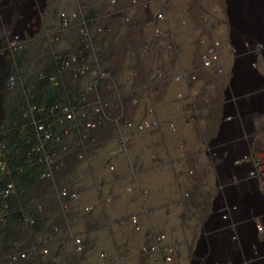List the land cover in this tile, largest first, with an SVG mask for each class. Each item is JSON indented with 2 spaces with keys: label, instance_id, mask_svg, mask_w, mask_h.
<instances>
[{
  "label": "bare ground",
  "instance_id": "6f19581e",
  "mask_svg": "<svg viewBox=\"0 0 264 264\" xmlns=\"http://www.w3.org/2000/svg\"><path fill=\"white\" fill-rule=\"evenodd\" d=\"M11 3L13 4L12 9L14 12L23 14L19 0H11ZM237 5V22L239 23L244 17L242 13V8L244 7H246L245 10L248 13L251 12L253 14L257 23L264 15V0H237ZM29 13H31L30 7L27 8V15ZM133 27L129 26L127 29L120 27L121 30L118 28L115 31L126 40L125 49L130 50V48L134 47L133 41L136 35L138 37L140 35L139 27ZM134 35L135 37L133 38ZM66 46H69V43ZM70 51L72 52V50ZM126 53L130 54L123 55V59L116 57L119 55L116 53L117 55L112 57V59L116 58L115 65L112 64L114 67H110L113 72L116 70L119 72L120 76H118V79H120V84L125 90L122 93H126L124 96L135 93L134 101L129 102L127 99L129 97L124 99L125 102L123 104L125 105L126 114L131 116L135 114L137 116L148 105L152 104L156 109L157 115L160 114L159 112L163 116L169 115L167 114V109H176L175 104L181 101L178 95L176 96V92H178L177 83L179 82L168 80L167 78L169 77L162 68L163 61L172 63L173 59H164L159 55L156 58H151L150 56V58H147L148 56L146 57L143 54L141 56L136 55V52ZM148 54L150 55V53ZM200 74L196 81L188 84L193 85L196 82L203 81L205 77L210 82L213 78L208 72H201ZM202 74H206V76L203 75L202 77ZM0 78L2 84L0 92L1 88L3 92L6 90L4 87L5 72H2ZM80 78L87 79L85 84H88L91 79L88 76ZM80 78L73 79L63 76L62 79L65 81L69 80L84 90L86 85L83 82L84 80L82 81ZM202 78L204 79L202 80ZM237 78L238 75L234 73L230 81L234 82ZM189 85H185V89L189 90L191 88V86L189 88ZM229 88L230 86L224 87L225 93L227 91L228 94ZM108 92L104 93V97L108 101L110 108L117 110L121 106L118 105L119 99H115L114 95L109 94L112 91ZM195 94L196 92H192L189 95L190 99L191 97L196 99ZM2 98L0 97V106H2ZM234 99L230 95L227 96V105L231 103L229 111H226L227 106L223 107L225 109L218 120L209 118L215 112L216 97L203 101L204 104L199 106L203 109L205 108L206 116L204 118L205 121L201 122L204 125L201 126L202 130L200 132H198V125L195 124L193 127L197 128H193L194 134L189 133L191 130L188 131L184 128L182 122L179 123L178 134L174 135L170 130L171 133L167 134L168 137H161L158 134L159 132L152 135H147V132H144L146 135H144L142 143L138 144L139 147L137 149L133 145V152L130 149L129 155L114 154L116 155L114 157H111L112 154L108 155V158L109 156L111 157L110 161L113 163V168H110L107 163L103 165L93 164V159L103 158L102 152L105 150L102 149H112L115 143L114 135L111 136L108 132V126L110 125H105L103 129H99L97 143L90 147L87 152L91 155L89 159L91 161L89 164L91 165L86 166L87 163L83 166L82 163L84 162H76L65 172L61 173V176L58 174L59 185L75 189L78 191V197L75 199L70 197L61 198L58 196V192H55V201L52 200L53 206H49L47 212L53 219L55 215L57 216L58 211L64 214V218L60 219V224L54 223V226H57V230H54V226L52 228L50 226L48 234L43 228L44 223H40L39 230L33 229L32 231L22 225V233L21 230L18 233V236H21V244L24 245L26 250L32 252V249L36 250L38 244L47 243L52 249L51 253L53 254L56 250L58 256L53 264H121L119 261L121 255L125 256L124 264H152L150 258L142 255L141 246L150 241L154 234L163 232L165 234L164 242L174 243L176 247L172 260L165 264H248V253L245 254L244 258L235 260L233 250L238 247V242L241 240L242 228L249 227L251 235L247 237V240L244 238L243 245L245 244V250H248L251 255L250 241L256 234L254 218L260 213V211L258 212L254 209L258 205L261 208L263 207L264 182L260 184L257 178L249 177L247 175L248 169L245 173V179L251 185L241 184V175L237 172L240 165H237L234 161L247 155L242 153L244 144L241 135L243 133L241 123L237 117V110L233 106ZM193 103L196 104L197 102L193 101ZM139 104L142 105V110ZM199 110L197 108V111ZM228 113L233 117L230 118ZM171 114L174 116L173 114L175 113ZM163 116L161 117L165 119ZM176 116H178V113ZM131 140L132 137L130 138ZM161 141L166 143L168 141L170 144L161 146ZM215 142L218 143L217 146H214ZM212 146H214L213 151ZM110 153L111 150L108 154ZM156 157L158 161L153 163L152 158ZM211 157L217 159L213 165L209 161ZM184 158L183 162L182 159ZM196 162L197 166L195 167ZM182 164H185L186 167H179L185 166ZM192 165H194V168L188 173L187 170L192 169L189 168ZM162 170L163 172L160 173ZM208 174L209 178H207ZM212 174L218 176V181L215 182L219 184L218 189L213 193L210 180V175ZM74 179L75 185H66L68 182L74 181ZM129 186L132 189H129ZM186 187L193 188L191 190V192L194 190L193 196L191 195L192 197L185 199V201H180V195L184 196L185 190L190 191ZM252 198H256V201ZM61 200L65 204L64 208L61 206ZM48 202L50 203L51 201L49 200ZM88 205L91 208L86 210L85 207ZM242 206H246L250 210L248 214L234 217L233 211L238 210L237 207L241 209ZM130 213H137L140 223L139 230L134 229L129 219ZM69 233H77L82 236L85 245L82 252H75L69 245L66 239ZM233 235H236L235 238Z\"/></svg>",
  "mask_w": 264,
  "mask_h": 264
},
{
  "label": "rangeland",
  "instance_id": "374dc122",
  "mask_svg": "<svg viewBox=\"0 0 264 264\" xmlns=\"http://www.w3.org/2000/svg\"><path fill=\"white\" fill-rule=\"evenodd\" d=\"M34 1L35 3L33 6L36 7L37 12L32 21L33 23L29 27L30 31L28 30L24 31L21 39L19 40V42L16 43L15 47L9 50L4 56V58L7 60V69H4V71L5 70H6L5 72L9 71L12 75H14V78L15 80H17L18 84L16 85L15 83L16 86L14 85L13 88L6 89L1 93L0 97L1 98L4 97V98H2V103H1L2 106H0L1 108L0 117L4 116L5 118L6 116L9 115V113L12 112L15 113V107H17L18 99L20 100V93L23 90H25V87L27 85L31 83L29 80L30 78H33L35 74H38L43 69L48 68L47 65L49 64V59L52 55H55L57 53L69 55V54H73L76 50V52H79V54L82 55V59H85V61H87L88 63L96 64L97 67H99L100 69L105 68L108 71H110V73H112L110 78L106 79L108 84L105 83L104 85L107 86L108 88L107 91L109 92L112 91L111 93L108 92L109 94H111L112 96L114 95L113 97H115V99L117 98L119 99L118 105H121V107L123 108L122 109L123 110L122 112H124L123 114H125L129 118H132V120H134V118L136 117L134 121H137L142 117H144L143 115H145L147 112L150 111L154 116L156 115L161 121L160 124L156 127H149L147 129H142V130L138 129L135 131L133 130L130 131L129 129L124 127V131H128V137L130 138L132 137L131 141L130 138H128V141L126 140L127 141L126 143L127 145H129V148H127L125 152L124 151L121 152L120 150H118V146L116 144L118 142L117 138L113 137L115 143L112 149L110 148L102 149L106 151V152L105 151L102 152L103 160L95 158L93 159L94 161L93 164L97 163L98 165H103L107 163L110 166L113 164L110 161L111 157L116 156L114 154L129 155L130 149L131 152H133V145L137 149V147H139L138 144L142 143V140L144 138V135H146L145 134L146 132L147 135L150 134L152 135L153 133L159 132L158 134L161 137L163 136L168 137L167 134L171 132L175 135L178 134L180 122H182V126L186 128L188 131L191 130L189 133L194 134V129L197 128V127H193L195 124L198 125V132H200L202 130L201 126L204 125V123L201 122L205 121L204 118L206 116L205 115L206 111L205 108L203 109L199 105L204 104L203 101H207L213 99V97H216L217 101H215L216 103L214 104L216 109L215 112H213V116L209 114L210 115L209 118L211 117L210 118L211 120L214 119L218 120L219 117L222 116L223 110L225 109L223 107L227 106L226 111H229V105L231 103L227 105L226 99L227 96L230 95L231 97L235 98L233 100V106L237 110V117L239 122L241 123V129L243 133V135L241 136L244 144L242 153L247 155L245 158H241V157L238 158V160L240 161L242 160L241 161L242 164L238 166L239 169H237V172L239 173V175H241V180H242L241 184L251 185L250 182L245 179V173L248 169L254 171L252 178L259 177L256 174L257 170H259L258 172L261 173L260 176H262L261 178L264 181V15H262V19L257 23L256 19H254L253 14H251V12L248 13V11L245 10L246 7H244L242 8V13L244 17H242L240 23L237 22L238 19L237 0H143L146 1L147 3L146 11H138L137 8L134 9L128 7V9L126 8L127 9L126 16L128 19L124 20L122 16V12L121 15L119 14L117 16V14H114L113 11H115L119 6L120 7L130 6L129 0H114V1L113 0H34ZM75 11H77V17L75 19L70 17L71 20L69 21L68 25L65 28H62L61 13L65 12L71 15V13H74ZM158 13L162 14L160 23H157L156 21L157 19L156 14ZM160 24L162 28L160 30V33L156 34L155 28H157L158 27L157 25ZM129 26L131 28L133 26H134L133 28L139 27L140 29L139 37L136 35V38L133 41L135 46L130 48V50L124 48V46L126 45L125 44L126 40L124 39V37L123 38L120 37L118 33L115 32L116 30H118V28L120 30L123 27L127 29V27L129 28ZM97 28H101L102 31L100 35L95 36L93 35V30ZM82 30L87 32L86 36L82 34L81 32ZM134 37L135 35L133 36V38ZM69 40L72 42H70ZM212 40L219 42L218 55L220 56V69L218 71L211 72L209 74L212 75L213 80L211 79L209 82L207 81L208 78L205 77V80H203L204 78H202L203 81H199L201 84L199 82H196L193 85H189L184 77L181 80L178 81L175 80L174 77L179 73H182L184 70L187 69H193L194 65L197 64L198 62L200 52ZM68 43L69 46H66L68 45ZM87 45L90 47H88ZM248 46H250L252 52L250 51V49L247 48ZM93 47L95 48L94 51H93L94 49ZM112 48L113 50H111ZM70 50H72V52ZM115 52L119 55H117ZM124 52L125 53L136 52V55L138 54L139 56H141V54H143L146 57L148 56L147 58L150 57L156 58L159 55L164 59H168V58L169 60L173 59L172 63L174 65L170 62L166 63V61L165 62L163 61L162 68L165 70V73H167V76L169 77L167 78L168 80L171 79L174 82H179L177 83L178 92H176L177 93L176 96L178 95L179 100L181 101L175 104L176 109H167L168 112L167 114H169L166 115L167 119L166 116H163V114H161V112H159L161 115L160 114L157 115L156 109L155 107H153L152 104H150L151 106L148 105L145 109L143 108L144 110L141 109L142 105L139 104L140 109L142 111L137 116L135 114H133V116L126 114V111L124 110L125 105L123 104L125 102L124 99L129 97L127 98L129 102L134 101L135 93H133L132 95L124 96L126 95V93L124 94L122 93L125 90L120 84L121 83L120 79H118V76H120L119 72L117 70L113 72L112 69H110V67L115 65L116 58L112 59L113 56L115 57L117 55L116 57H120L121 59H123L125 55L130 54V53L125 54ZM148 53H150V55ZM111 59L114 61V63ZM174 59L177 62L176 63L177 65L175 64ZM234 73L238 75V78L237 80L235 79V81L232 82L230 80L234 75ZM203 75L204 74H202V77ZM204 76H206V74ZM81 80L82 81L84 80L83 81L84 84L87 83V79L82 78ZM98 81L100 82L103 80L102 79L98 80L97 77L91 78L89 83L85 84L86 89L92 87L93 84L95 85V83ZM99 82L96 83L98 84V86H99ZM187 84L189 85V88L191 86L189 90L185 89L186 86H188ZM117 86H119L120 88ZM227 86L228 87L230 86L228 94L227 91L225 93V89H224V87ZM192 92H196L195 94V96L197 97L196 99L192 97L190 99L189 95ZM89 93L90 92H88V90L85 92L87 98L89 96L88 95ZM193 101H196L197 103L195 104L193 103ZM197 108L198 110L199 109L200 110L197 111ZM111 111L113 110L111 109ZM176 111L178 113V116H176L177 115ZM171 113H175L176 115L173 114L174 116H172ZM90 114L93 116L92 111H90ZM161 116L165 117V119H163ZM228 116L230 118L233 117L232 115H230V113H228ZM254 116L256 122L252 124V117ZM171 117L174 119H172ZM178 120L180 121L177 122ZM1 124L2 123L0 121V126ZM105 125L106 123H103L100 128L103 129ZM107 126L109 127L108 132L112 136L116 128H114V126L110 122H107ZM189 127H191L192 129ZM120 128L123 130L122 127ZM97 132L98 131H96V133ZM160 144L161 146L163 144L169 145L170 142L168 143L167 141L166 143L161 141ZM180 145L182 144L180 143ZM217 145L218 143L215 142L214 146ZM214 146H212V151L214 150ZM110 150L111 153L108 154ZM111 154L112 156L111 157L109 156L108 158V155ZM90 157L91 155L87 153L86 158H83L81 160V162H84L82 163L83 166L87 163L88 164L86 166L91 165L89 164L91 162L89 160ZM152 160L153 163L158 161L157 157L152 158ZM184 160L185 158L182 159L183 162ZM209 161L213 165L214 161L216 162L217 159L215 157H211ZM196 166H197V162L195 164V167ZM179 167L184 168L186 167V165ZM189 168H188L189 170H187L188 173L193 170L194 165L190 166ZM162 172L163 170L160 171V173ZM207 178H209V174L207 175ZM210 180L212 184L211 191L213 193L215 190L218 189L219 184L215 182L218 181V176L216 174H212L210 175ZM45 181H46L45 179L44 180L42 179V181L36 184L34 183L31 186L30 185L27 186L26 189L24 190L25 191L24 194L20 193L17 195L19 197L18 199H20V202L24 200L25 204L31 205L36 200L38 199L41 200L42 198L41 196L43 194V191L41 190V184L44 183ZM74 183H75V179L74 181L68 182L66 185L72 186L75 185ZM187 189L190 191L185 190L186 192H184L185 193L184 196L182 194L180 195L181 198L180 201H185V199H188L193 196L194 190L191 192L193 188H187ZM48 192L51 193L53 192L55 194L56 191L50 190ZM247 194L249 195V193ZM251 194H253V192H251ZM43 195L46 196V193ZM23 196L24 198L22 199ZM252 199H255L256 201V198H252ZM262 206L263 207L261 208V206L258 205V207L254 210L258 212L260 211L261 214V212L262 213L264 212V203ZM237 209L238 210L233 211L234 217H238V216L241 217L245 214L247 215L248 212L250 211L246 206H242L241 209L237 207ZM24 213H26L27 215L28 209L27 210L25 209ZM42 213H44V211H42ZM130 214L132 215L134 213H130ZM60 215H62V213L58 211L56 217L59 218ZM21 225L22 224L20 223V226ZM30 226L31 224H27L25 227L28 228V230H31ZM53 226L54 224H52V227ZM241 231H242L241 240L238 243V247L235 248V250H233L235 260H237V258H244L246 253H248L250 256L249 251L245 250V244L243 245L244 236L246 238L251 235L250 228L243 227ZM75 234L79 235L77 233ZM15 247H17V249L20 250H22L23 248L25 249L24 245H22L21 243L17 245L15 244ZM261 251H264V247H261ZM57 258H58L57 255L54 256V259L57 260ZM124 259H125L124 255H121L119 257V261L121 264H124Z\"/></svg>",
  "mask_w": 264,
  "mask_h": 264
},
{
  "label": "built area",
  "instance_id": "2783aa9c",
  "mask_svg": "<svg viewBox=\"0 0 264 264\" xmlns=\"http://www.w3.org/2000/svg\"><path fill=\"white\" fill-rule=\"evenodd\" d=\"M114 1V0H113ZM130 6H119L114 12L117 16L122 12V16L124 20H127L126 10L128 7L137 8L138 11H146L147 3L143 0H129ZM127 8V9H126ZM62 16V27L65 28L69 21L70 17L75 19L77 17V12L74 13H61ZM116 16V18H117ZM156 21L160 23V19L162 18V14H156ZM155 28V33H160L161 24L157 25ZM102 29L97 28L93 31V35H100ZM83 35L86 36L87 32L81 31ZM163 32V29H162ZM20 40V35L16 32H12L6 25L5 19L0 16V53H3L7 50L13 49L17 42ZM250 49V46L247 47ZM247 49V50H248ZM249 51V50H248ZM251 51V49H250ZM254 51V50H253ZM219 52V42L212 40L207 44L203 50L199 54V59L197 64L194 65L193 69L184 70L182 73H179L174 77L175 80H181L183 77L187 80L188 83L194 82L198 79L199 74L201 72H215L220 69V56ZM252 52V51H251ZM64 69H72L75 73H89L94 77H97L98 80L109 79L111 73L107 69H100L96 64H90L88 62H83L76 64V56L69 55L64 61ZM102 70V71H100ZM55 77L51 76L50 79L53 80ZM10 85L14 83V77L10 76L8 79ZM90 109L88 110V107ZM84 109L75 113L74 108L69 105H54L50 108L45 115H40L39 118H33L31 122L34 125L35 131L38 134L39 143L35 146L34 150L39 152L42 150L43 156L38 157V161L44 162L48 171L45 173L46 176H53V168H63L66 165H69L67 157L65 156L70 151L71 143L63 137L72 136L75 129H77L78 135L82 140L85 139V143L78 149L75 154L74 163L82 160L86 157V152L88 150V146L95 145L97 143V130L100 129L103 123L109 121L116 130H114V137L117 138L118 150L125 151L127 149L126 140H128V132L124 131V127L129 129L130 131H135L138 129H147L149 127H156L160 124V119L155 115H153L150 111L147 112L144 117L141 119L134 121L131 118L127 117L122 109H119L115 113L108 112V103L103 99V97L99 94L93 97L91 103H89ZM31 108H36L32 106ZM39 110V108H36ZM152 110V109H149ZM92 111L93 116L90 114ZM81 126V129L79 128ZM122 127L123 130L120 128ZM74 137V136H72ZM75 138V137H74ZM59 143V148L54 150H49L47 146L55 145L54 143ZM246 157V156H245ZM244 157V158H245ZM243 158V157H241ZM242 161V160H241ZM240 160L236 159L235 163L237 165H241ZM245 161V160H244ZM243 161V163H244ZM5 162L0 160V169H4ZM110 168H113L110 165ZM257 170V180L261 184L263 179L260 176V172ZM254 174L253 170L248 171L247 175L252 178ZM256 178V177H253ZM14 184L12 181L7 182L5 187L2 189V195L4 197L8 196L11 192ZM60 197H71L77 198L78 193L76 191H70L68 188H61ZM61 206L64 208L65 204L61 202ZM7 207V204L4 205V208ZM90 207H85V209H89ZM5 216V214H4ZM2 213H0V227L5 224V217ZM131 221L134 224V228L138 230L140 225L138 223L137 215H131ZM255 228L256 234L254 238L251 240L250 248L251 255L247 258L248 264H264V251H261V247H264V212L259 213L255 218ZM236 235H233L235 238ZM245 238V236H244ZM165 234L163 232L154 234L152 239L143 244L141 247V253L143 256L150 258L152 260V264H165L170 261L172 255L175 252V245L173 243H165ZM247 240V237L245 238ZM68 243L73 248V250L77 253L82 252L84 250V241L81 235H76L70 233L68 236ZM43 252H46V249H43ZM26 258V251L16 250L7 255V257L2 259L0 257V264H22L23 260Z\"/></svg>",
  "mask_w": 264,
  "mask_h": 264
},
{
  "label": "trees",
  "instance_id": "16d2710c",
  "mask_svg": "<svg viewBox=\"0 0 264 264\" xmlns=\"http://www.w3.org/2000/svg\"><path fill=\"white\" fill-rule=\"evenodd\" d=\"M77 57L80 61L82 55L79 54ZM65 58V54L57 53L52 55L47 65L48 68L43 69L38 74H35L33 78L29 79L31 83L25 87V90L22 91L23 93H20V100L18 99L15 113H9L4 118L0 129V145L2 146L0 158L5 160L6 166L9 169L7 174L2 175L0 189L8 181L14 183L13 191L9 196L3 197L0 194V209L7 204V210H9L6 215V225L0 227V255H7L17 248L15 244L21 243V236H18V233L20 230L22 233L25 217L32 219L31 231L33 229L39 230L40 223H44L43 228L48 234L50 226L52 228V224H60V219L64 218V214H62L59 218L55 215L53 219L49 212H47L49 206H53L54 193L48 192V185L44 183L41 184L43 194L46 193V196L43 194L41 196L43 198L44 213L37 211L34 203L30 205L25 204L24 200L20 202L17 195L20 193L24 194L27 186L45 179L43 174L46 171V167L42 162L37 160L42 155V151L36 152L34 150L36 144L39 143L38 134L31 122L33 118L40 116V112L36 108L31 110V106L40 107L46 113V111H50V108L56 104H68L78 110L86 103L83 90L79 86L74 85L75 83L62 79L61 70ZM9 75L11 73L7 71V77ZM41 75H44V77H41ZM51 75L56 77L55 82L49 80V76ZM57 146L55 144L47 147L52 151L53 147L55 150ZM49 200L51 201L50 203L48 202ZM56 204L58 206L57 202ZM25 209H28L27 215L24 213ZM20 223L22 224L21 226ZM42 246L47 248V253H40ZM36 250L37 253L34 254V257L32 256V252L29 251L30 261L36 260L38 264H53L55 262L54 256L57 255L56 250L52 254V249L47 243L38 244ZM30 261H27L26 264H33Z\"/></svg>",
  "mask_w": 264,
  "mask_h": 264
},
{
  "label": "clouds",
  "instance_id": "9594fccd",
  "mask_svg": "<svg viewBox=\"0 0 264 264\" xmlns=\"http://www.w3.org/2000/svg\"><path fill=\"white\" fill-rule=\"evenodd\" d=\"M20 1V3H21V5H20V7H22V9H23V14L22 13H18V12H14L13 11V4L11 3V0H0V16L1 17H3V19H5V25L14 33V32H16V33H18L19 35H20V39H21V37H22V34L24 33V31H30L29 30V27H30V25L33 23L32 21H33V19H34V17H35V14H36V12H37V9H36V7H34L33 5H34V0H19ZM34 1V2H33ZM19 3V4H20ZM28 7H30V9H31V13H29L28 15H27V8ZM77 12V11H76ZM86 24V23H85ZM63 28V27H62ZM94 31V30H93ZM11 50V49H10ZM9 50H7V51H5V52H3V53H0V76H1V74H2V72H5L4 71V69H7V60L4 58V56H5V54L8 52ZM60 54V53H59ZM69 55H75L76 56V64H79V63H83V62H85V59H82L81 58V60L79 61L78 60V55H79V52H74L73 54H69ZM69 55H66V58L69 56ZM65 58V59H66ZM65 59H64V61H65ZM64 61H63V66H64ZM87 62V61H86ZM63 66H62V70H61V72H62V78H63V76H67V77H69V78H73V79H79L80 77H83V76H88L89 78H94V76H92L91 74H89V73H78V72H74L72 69H64L63 68ZM110 72V71H109ZM112 74V73H111ZM10 76H13L14 77V75H9L8 77H7V72H5V78H4V87L6 88V89H10V88H13L14 87V85H15V83H16V80H15V78H14V83L12 84V85H10L9 84V82H8V79H9V77ZM51 76H54V75H51ZM51 76H49V80L50 81H56V77L53 79V80H51L50 79V77ZM41 77H44V75H41ZM1 79V78H0ZM99 82V81H98ZM98 82H96V83H98ZM95 83V85L93 84V86L92 87H94V88H92V87H89V88H87L86 89V86H85V89L83 90V93H84V100H85V105L83 106V107H81L80 109H78V110H76L74 107V111H75V113H79V112H81L83 109H84V107L85 106H87L89 103H91L92 102V100H93V97H95V96H97V94H99V95H101L102 97H103V99L108 103V101L106 100V98L104 97V93L108 90V88H107V86L106 85H104L105 83L106 84H108L107 83V80L105 79V80H103V81H100L99 82V86H98V84H96ZM97 85V86H96ZM0 87H2V84H1V81H0ZM90 88H92V89H90ZM88 90V92H90V93H92V94H90L89 96H88V98H87V96L85 95V92ZM2 93V88H1V92H0V94ZM58 105H68V104H58ZM33 106H35V105H33ZM69 106H71V105H69ZM32 107V106H31ZM36 107V106H35ZM72 107V106H71ZM88 107V110L90 109V106H87ZM36 108H39V112H40V114L39 115H45L48 111H46V113L43 111V109L42 108H40V107H36ZM108 112L109 113H115V112H117L119 109H122L121 108V106H120V108H118L117 110H113V111H111V108H110V105L108 104ZM1 109V108H0ZM31 110H33V108H30ZM35 109V108H34ZM37 110V109H36ZM39 118V117H38ZM35 119H37V118H35ZM0 121H1V123L3 124V122H4V116L3 117H0ZM107 122H109V121H106L105 123H106V125H107ZM256 121H255V116L254 117H252V124L253 123H255ZM2 124H1V126H2ZM33 124V123H32ZM251 124V125H252ZM251 125H249V126H251ZM1 126H0V129H1ZM81 126L82 125H79V128L78 129H81ZM35 129V128H34ZM101 129V128H100ZM98 131V130H97ZM98 133V132H97ZM72 136H74V137H72ZM72 136H70V137H63L64 138V140L66 139L68 142H70L71 143V145H70V151L65 155L66 157H67V160H69L68 162H71V163H69V165H66V166H64L63 168H53V176L52 177H48V176H46L45 175V173L48 171V167H47V165L44 163V162H42L44 165H45V167H46V171L44 172V174H43V177L45 178V180L47 181V183H46V181L44 182V184H46V185H48V187H49V191L50 190H53V191H57L58 192V196L60 197V190H61V188H63V187H66V186H63V187H61L60 185H59V183H58V174L61 176V173H63V172H65L67 169H69L72 165H73V161H74V156H75V154L77 153V151H78V149L85 143V139L84 140H82L81 138H80V136L78 135V132H77V129H75L74 130V132H73V134H72ZM40 142V141H39ZM38 144V143H37ZM36 144V145H37ZM56 145H58L57 146V149L59 148V143L58 142H56L55 143ZM117 144V143H116ZM93 145H90V146H88V149L90 148V147H92ZM117 146H118V144H117ZM35 148V147H34ZM127 148H128V145H127ZM2 146L0 145V153L2 152ZM40 151H42V150H40ZM43 152V151H42ZM87 152H88V150H87ZM122 152V151H121ZM44 154L42 153V155L41 156H43ZM0 160H2V161H4L5 162V160L4 159H2V158H0ZM81 161V160H80ZM80 161H78V162H80ZM39 162H41V161H39ZM235 162V161H234ZM110 167V166H109ZM9 172V169L7 168V166H6V163H5V167H4V169L2 170V169H0V181H1V179H2V175L3 174H7ZM8 182H10V181H8ZM50 182V183H49ZM6 184H7V182H6ZM5 184V185H6ZM14 184V183H13ZM5 185H4V187H5ZM52 186H54V187H52ZM3 187V188H4ZM3 188H1L0 189V194L2 195V189ZM14 188V187H13ZM13 188H12V190H11V192L9 193V195L12 193V191H13ZM66 188H68V187H66ZM129 189H132V187L131 186H129L128 187ZM70 191H76V190H72V189H70V188H68ZM77 193H78V191H76ZM8 195V196H9ZM3 196V195H2ZM4 197V196H3ZM7 197V196H6ZM65 197H67V196H64V197H61V198H65ZM71 198V197H70ZM75 199V198H74ZM42 200H43V198H41V200H36L35 202H34V206H35V208L37 209V211H43L44 210V204H43V202H42ZM62 202V200L60 201V203ZM63 203V202H62ZM89 206V205H88ZM88 206H86V207H88ZM90 208H91V206H89ZM89 208V209H90ZM8 208L6 207V208H4V206H3V208L2 209H0V213H2L3 214V216H4V214H5V224L4 225H6V215H7V211H9V210H7ZM86 210H88V209H86ZM135 214V213H134ZM133 215V214H132ZM135 215H137V214H135ZM131 217V216H130ZM137 217H138V215H137ZM256 218V217H255ZM254 218V219H255ZM130 219V221H131V218H129ZM31 223H33L32 222V219H30L29 217H25V222L23 223V225H27V224H31ZM131 223L133 224V222L131 221ZM138 223H139V219H138ZM3 225V226H4ZM139 225H140V223H139ZM3 226H1V227H3ZM133 227H134V224H133ZM140 229V228H139ZM138 229V230H139ZM54 230H57V226L55 225L54 226ZM158 233H160V232H158ZM70 234V233H69ZM69 234H68V236H69ZM72 234H74V233H72ZM157 234V233H156ZM68 236L66 237V239H67V241H68ZM149 242V241H148ZM147 242V243H148ZM239 243V242H238ZM146 244V243H145ZM142 247V246H141ZM43 249H46L45 247H43L41 250H40V253L41 254H45L46 252H47V249H46V252H43ZM18 251V250H20V249H14L13 251ZM12 251V252H13ZM20 251H26V258L23 260V262H22V264H26L27 263V261H30V253H29V251L28 250H26V249H22V250H20ZM34 252H36L37 253V250H34V249H32V256L34 257ZM9 253H11V252H9ZM8 253V254H9ZM7 254V255H8ZM7 255H0V257L3 259H5L6 257H7ZM38 255V254H37ZM31 263H33V264H38L37 263V261L36 260H34V261H30Z\"/></svg>",
  "mask_w": 264,
  "mask_h": 264
}]
</instances>
